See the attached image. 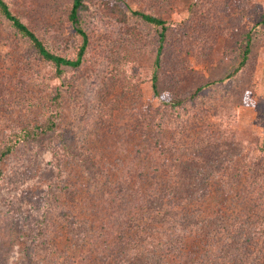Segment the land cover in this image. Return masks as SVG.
<instances>
[{"label": "rangeland", "instance_id": "374dc122", "mask_svg": "<svg viewBox=\"0 0 264 264\" xmlns=\"http://www.w3.org/2000/svg\"><path fill=\"white\" fill-rule=\"evenodd\" d=\"M5 1L51 52L76 54L71 0ZM84 3L87 52L79 68H62L63 81L0 15V150L14 144L0 159V264H110L112 234L126 224L112 216L139 198L140 186L180 182L185 166L193 183L206 185L195 205L203 216L225 211L235 229L256 222L254 237L234 234L246 242L241 258L264 264V0ZM133 11L167 24L159 96L151 82L157 31ZM245 33L252 37L247 63L227 79ZM207 83L178 109L163 103ZM50 120L56 130L40 135ZM25 132L36 140H23ZM232 236L224 232L218 243L228 249ZM200 242L185 255L215 262L220 247ZM185 255L172 264H189Z\"/></svg>", "mask_w": 264, "mask_h": 264}, {"label": "trees", "instance_id": "16d2710c", "mask_svg": "<svg viewBox=\"0 0 264 264\" xmlns=\"http://www.w3.org/2000/svg\"><path fill=\"white\" fill-rule=\"evenodd\" d=\"M84 9V0H71L67 19L73 27L74 32L80 37L81 43L74 56L66 57L51 52L44 42L11 11L9 4L5 0H0V15L10 23L11 27L19 36L28 42L39 59L54 67L55 75L62 79V81L65 79L62 76L64 72L62 68L77 69L85 59L88 36L81 27L80 18L81 12ZM133 14L153 26L157 31L154 59L155 68L151 82L153 93L159 96L160 94L157 90V68L160 66L163 57L167 24L161 18L153 15L138 11H133ZM261 23L264 24V14L261 17ZM251 40V34L245 33L244 46L241 50L238 64L227 79L235 77L246 65L251 51ZM211 85L213 83L201 85L187 97L170 100L164 99L163 103L170 109H178L186 102L196 99L197 96ZM52 101L57 106L59 105L61 94H59L58 90L55 92ZM55 130V122L51 121L46 128L40 130L39 134L45 135ZM21 137H23V140L33 141L37 138L34 132L32 134L25 132ZM13 147L14 144L11 143L4 145L0 150V159L9 155ZM177 155V158H179V154ZM181 157H185V154H181ZM187 170H189V173L192 171L189 166H185L180 170V174H178L179 180H181L180 182L162 179L151 183L148 182L145 186H140L137 190V193L140 194L139 198L136 201H132L131 204H128L125 212L124 210L119 211L117 218L112 216L115 225L120 226V224H126L124 228L121 226V229H118L117 232H113L112 234V249L109 250L108 255H105V258L110 264H172L178 256L185 255L188 247L198 240L202 241L200 243L206 240L220 247L218 248L219 252L214 256L215 262L210 264H237L238 261L249 264L247 261H244V257L241 258L244 256V250L247 246L244 244L246 242L240 241V239L243 240L247 236H255L256 232L253 229L256 228V222H251V220L239 221L235 224V229L230 228L231 224L229 222L231 220L229 218L225 221V211L220 213L221 217L219 215L203 216L196 209L195 205L200 202L199 197L206 193V185L193 183L195 180L191 178ZM194 171L195 174L199 172L197 166H195ZM171 175L172 173L170 172L169 177H172ZM187 175L189 176L187 177ZM198 175L201 174L199 173ZM185 176L187 177L186 179H184ZM121 188L123 187L120 184L117 189ZM119 203L122 204L121 202ZM173 211L177 213L174 214ZM232 229L235 230L232 231ZM86 230L87 227L84 232ZM227 231H229L231 236L233 234L231 238L233 245L228 249L221 242L218 243L220 241L219 236H222ZM234 233L239 234L243 238L237 239V235ZM237 244H240V246H237ZM188 253L197 258V251L191 252L189 250ZM186 259L189 264H195V260L191 257L186 256Z\"/></svg>", "mask_w": 264, "mask_h": 264}]
</instances>
